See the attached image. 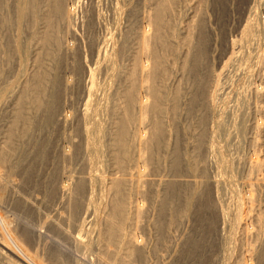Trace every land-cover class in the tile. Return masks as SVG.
<instances>
[{
	"label": "bare ground",
	"instance_id": "6f19581e",
	"mask_svg": "<svg viewBox=\"0 0 264 264\" xmlns=\"http://www.w3.org/2000/svg\"><path fill=\"white\" fill-rule=\"evenodd\" d=\"M175 1L109 0L111 25L125 21L115 41L103 31L92 39V10L83 59L71 27L77 0H0V264H264L263 54L252 64L259 87L238 120L226 115L214 132L207 119L228 83L225 68L246 65L234 45L260 40L264 21L246 9L241 42H229L218 72L207 65L204 31L185 55L174 53L169 37L189 45L194 35L170 20ZM215 133L235 153L237 141L248 147L236 180L220 177ZM202 185L199 227L175 253L168 232L181 227Z\"/></svg>",
	"mask_w": 264,
	"mask_h": 264
},
{
	"label": "rangeland",
	"instance_id": "374dc122",
	"mask_svg": "<svg viewBox=\"0 0 264 264\" xmlns=\"http://www.w3.org/2000/svg\"><path fill=\"white\" fill-rule=\"evenodd\" d=\"M10 1H12V0H10ZM108 1L109 0H77V2H75V4H74V19H73L72 24L74 23L75 25L71 24V27L73 30H75V32L79 38V43L77 45H78V49L80 47L79 51L81 52L83 59L84 58L87 59L86 57L88 55L89 47L91 44V42H90L91 39L88 36V31H87V28H88L87 18L92 14V10H93V12H95L97 14L96 15L95 13H93L95 16L93 14L90 16V17L94 16L95 19L92 21L96 22V23L92 22L93 28H92L91 34L94 35L92 39H94V37L96 35L99 36L103 32H105V35H107V34H108V36L111 35L112 40L115 41V40H117V36L122 33V27H123L122 24H125L124 16L122 18H120L118 20V24L115 27H113V25H111L112 23H111L110 12L107 10V4H108L107 2ZM174 3L175 4H174V9H173V14L171 15L170 20H173L176 22L175 27L179 24V21H180L181 24L183 25L182 29H184L188 33L194 32V35L191 34V39H192V35H193V40L190 42L189 45H187V43H185V41L182 40L183 38L177 37V35H175L176 33H174L173 37H169L170 39H172L174 41V44H175L176 49H174V53L175 54L179 53V54L185 55L186 49L188 50L189 46L193 45V43H192L193 41L195 44V42H196L195 37L197 35L196 33H198L199 31H202V32L204 31L205 33L208 34V46L210 48L209 54H208L207 65H209V63H210L211 67L209 65V67H210L209 69L210 70L211 69L216 70L218 72L221 71V67H215V66H217V61L220 58H223V60H224L223 62L226 61V59L228 57L227 48H228L229 42L230 41L241 42V38L239 37L240 29H238V25L240 23H243V21L246 19V14H247L246 9L252 8L257 13H259L258 16L260 17V20L264 21V0H177ZM183 5L186 7H182ZM9 14L11 17L14 16V13L11 11L9 12ZM120 24H121V26H120ZM111 28H113L114 30ZM7 29H9L8 32L10 34H14L15 30L13 28L8 27ZM95 29H96V32H95ZM119 29L121 30L120 31L121 33L119 32ZM108 30H109V32H108ZM97 31H99V32L97 33ZM111 31H113V32L111 33ZM114 32H117L118 34L114 33ZM86 33H87V35H86ZM10 34H8V35H10ZM263 38H264V35L261 37L260 40H256L257 42H252V41L241 42L243 45L241 44L239 48L236 45L237 43L234 45V48L232 49V51L237 53L235 55L236 59L237 60L240 59L239 61L244 62L243 59L246 57L247 58L246 65H244L243 69L236 71V72H232L233 68H231V67L225 68V70H226L225 72H227L226 74L229 76H227V78H228L227 82L228 83H226V86L224 87L225 90L223 88L222 91H227V92H226V94H225V92L223 94L222 91H221L222 93L220 91L217 92L218 94L221 95V97H219L218 99L216 98L214 100L213 112L212 113L210 112V115L207 118L208 119V126H210L212 128L211 129L212 131L219 126V123H222L224 121V117L226 115L233 117V119L235 118L233 121H235V120L237 121L238 120L237 118L239 117L240 108L244 105L242 100H244L247 104L250 101L249 99L252 96V91H253L252 89L257 87V86L259 87V80H258L259 75L256 76V74L258 72L255 73V71H259V69H257L255 67V65H252V64H253L254 60L256 59L255 57L258 54L264 55V39ZM69 40H68L69 44L74 45L73 44L74 42L71 39H69ZM112 40H110V41H112ZM110 41H108V43L106 44L107 47L110 46ZM182 41H183V43H182ZM255 43L257 46L255 45ZM179 44H180V46H179ZM237 49H239V50H237ZM169 58H173V57H171L169 55ZM65 60H67V59H65ZM227 69H229V70H227ZM237 72H239V73H237ZM184 88L187 89V87H184ZM238 97L240 98V100L238 99ZM241 102H242V104H241ZM227 129L230 132L234 131L233 127L231 125ZM215 131L217 132V129L214 130V132ZM169 132L172 133L170 131V129H168V133ZM180 132L182 135L187 133L186 129L182 128V127H180ZM170 133H169V135H170ZM172 137L169 140L170 146L172 144L171 142L173 141ZM216 138H217V140H216ZM213 139H214V143H216V144L213 143V145H215L214 148L216 150H218V152H220V154H219L220 159L223 158L222 160L224 161V162H222L224 164L221 163L222 169H224V170H221L222 173H220V177H227L230 174L229 177H232L234 180H236L238 177V173H239L238 170L240 169V167H238L239 165L237 164L239 158L240 157L242 158L244 156L249 155L248 154L249 150H248L247 145L245 143H243L242 141H237V143L239 144V145L237 144L238 152L235 153L234 149H236V148H234V147H230V149L228 147L226 148L224 143L221 142V140L218 138L217 133H215V138H213ZM232 148H234L233 151H232ZM227 149H228V151H227ZM230 151H232V153ZM233 152H234V154H233ZM164 158H165V160H164ZM209 159H211V160H209ZM209 159L206 161L204 160V162L202 164L204 169L206 170V172H209L211 170V166H212L211 164H213V162H212L213 159L212 158H209ZM166 160H168V162ZM236 160H237V162H236ZM161 162L163 163V164H161V167L164 168V166H166L165 169L168 170V168H169V154L168 155L164 154L162 159H161ZM225 170H226V172H225ZM227 172H229V173L227 174ZM223 174H225V175H223ZM205 186L206 185H202L200 188H198L195 191V199L193 200V207L190 211V214L184 215V217H180V220L182 222L181 227L178 230H176L175 232L172 230H169V232H168V236L171 235L172 238L177 243L176 247H175V249H176L175 253L176 252L180 253V251L183 250V248H180V247H183V244L185 243V240L189 234V231L194 230L195 227L196 228L199 227V225L197 224V222L195 220L196 203L198 201L201 190L206 188ZM230 190L231 189L228 188L226 191V194H227L226 199H228V203H230V202L233 203V205H232V203L229 204V207L231 206L230 208L233 209L234 199L232 196H233L234 188L231 191ZM237 192L238 191L235 189L236 194H238ZM158 194L156 195V197H158V198L154 197V199H157V200H153V202H152L153 204L151 203V206L149 208L150 210H148V212H149L148 215H150V218H151V219L150 218L149 219L152 222L151 224H153L155 222V219H156L157 213H158V207H159V202H160V194L159 195ZM155 203H157L158 206ZM156 209H157V211H156ZM262 216H264V214H262ZM200 230H204V229L202 227H200ZM149 236L151 239L149 238L148 240L149 241L151 240V242H152L155 239L154 238L155 237L154 232L150 233ZM263 242H264V233H263V235L262 234L260 235V241L258 243V245H260V250H262L261 245L264 246ZM78 256L81 259L87 258V257L80 256V254H77V257ZM232 256H233V254H232ZM231 260H233V259H231ZM89 261H91V260H89ZM91 262H93V261H91Z\"/></svg>",
	"mask_w": 264,
	"mask_h": 264
}]
</instances>
